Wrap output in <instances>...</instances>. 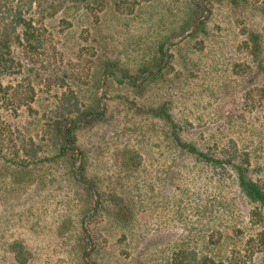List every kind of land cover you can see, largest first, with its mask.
<instances>
[{"label":"trees","instance_id":"16d2710c","mask_svg":"<svg viewBox=\"0 0 264 264\" xmlns=\"http://www.w3.org/2000/svg\"><path fill=\"white\" fill-rule=\"evenodd\" d=\"M212 1L228 8L235 21L245 16L249 6V0ZM254 8L264 15V7ZM106 13L108 17H105ZM201 14L199 0H0V160L25 171L59 163L63 179L71 188H76H73L72 197L81 202L80 212L85 213L97 204L91 218L105 215L107 222L126 227L134 218L135 204L139 212L144 210L141 198H132L117 185L121 186L122 181L127 184V177L133 180L144 169L149 174L144 160L157 153L150 138L158 135L155 131L158 129L167 153L178 152L181 160L190 158L201 168H206V178L215 190L198 205V209L200 215L210 219L208 238L221 239L228 245L222 255L172 249L164 264H264V112L260 117L263 130L256 140L249 132L246 139H239V144L237 139H227L202 148L184 138L182 132L188 128L173 118L169 97L144 103L124 91V88H130L131 93L141 95L149 83L175 84L184 79V73L173 70L171 53H168L166 64L152 71L140 84L109 76L111 80L105 81L104 111L87 123L70 124L66 128L68 139L80 151L78 172L91 182L98 200L89 186L75 176L74 149L62 136L65 120H76L98 110L99 84L106 67L112 65L131 79H138L144 70L162 61L165 40L181 34ZM119 15L122 16L121 23L128 19L144 22L143 31L131 41L135 44L133 49L138 51L136 61L124 63L107 54L114 47L115 36L105 27L115 24ZM209 16L199 19L183 41L170 43L168 49L205 36ZM56 18L65 33L59 35L56 30H51ZM67 25H82L79 34L83 31L85 35L93 34L86 56L79 57L81 52L76 48L74 28ZM239 32L243 36L236 45H241L248 61L235 66L244 69L246 77L257 79V84L246 91L245 99L255 93L261 99L258 102L263 110V33L244 25L239 27ZM68 37L73 47L65 44ZM65 49L73 57H67L64 62L46 60L56 53L62 55ZM184 60L182 65L186 68ZM170 68L173 70L171 76L166 77ZM113 85L117 87L113 88ZM245 99L243 109L248 112L250 102ZM105 151L112 159L108 170L103 169L98 157ZM187 183V176L182 175L175 186L182 189ZM134 184L138 183L134 181ZM223 187H228L224 194L218 191ZM72 197H68L71 206L75 204ZM237 200L244 206V215L233 219ZM219 208L224 218L217 214ZM227 215L232 216V222L226 219ZM74 237L78 252L76 264H85L80 257L87 246L84 230L78 227ZM13 253L14 258L18 257V253ZM110 256L115 264H126L119 263L120 251ZM88 258L91 264H113L109 258H104L96 242Z\"/></svg>","mask_w":264,"mask_h":264},{"label":"rangeland","instance_id":"374dc122","mask_svg":"<svg viewBox=\"0 0 264 264\" xmlns=\"http://www.w3.org/2000/svg\"><path fill=\"white\" fill-rule=\"evenodd\" d=\"M199 1L201 5V0ZM201 7L202 14L199 19L210 15L206 21L208 33L199 40L193 38L187 43H182L178 48L173 45L168 49L170 43L183 41L193 27L181 39L167 45V54L171 53L173 70L184 73L185 78L175 84H165V81L149 83L148 88L141 95L131 93L130 88H124V91L129 97L144 103H154L161 98L169 97L172 101L170 109L173 118L185 123L188 128L187 131L182 132L183 137L196 142L202 148L214 141L227 139H237L239 144V139H246L249 132L253 133L250 136L255 137L256 140L263 130L260 117L264 109L261 110L258 102L261 99L255 93L245 99L246 91L257 84V79L246 77L244 69L236 68V63L248 61V56L239 47L241 45L238 46L236 43L243 36L238 33L241 25L258 29L263 33L264 39V15L254 8L264 7V0H249L245 16L240 21L233 20L234 17L228 8L212 0H204V7L202 5ZM120 15L115 24L110 23L105 27L108 33L115 36L114 47L110 48L107 54L129 63L138 58V51L133 49L135 44L131 41L133 36L143 31L144 22L128 19L125 23H121ZM105 17H108V13ZM199 19L194 23L196 24ZM57 20L56 18L53 21V26L50 28L60 35L65 33V28L60 29L61 24ZM191 25L181 34L169 38H177ZM67 27L74 28L76 48L81 52L79 57L86 56L90 51L89 43L94 39L93 34L85 35L84 31L79 34L80 29L84 27L82 25H67ZM65 44L73 47L70 37L66 39ZM108 46L110 47V44ZM67 57L73 55L65 49L62 55L56 53L46 60L64 62ZM183 60L186 68L182 65ZM108 67H113L114 70L106 73L104 86L101 89L102 74ZM108 67L101 74L98 110L101 107V92H103L104 109L106 107V79L110 81L111 76L121 78L123 75L121 69L112 65ZM173 70L168 69L165 76L170 77ZM144 71L136 80L128 77L125 72L129 80L121 79L136 83L142 78L136 83L140 84L152 72L143 76ZM115 87L117 85H113V88ZM244 99L250 102L251 110L248 112L243 109ZM155 131L158 135L150 138V141L156 145L154 147L158 149L157 153L154 157L144 160V167L149 174H146L147 171L144 169L142 174L133 180L132 177H127L128 185L123 181L121 186L117 185L127 195H132V198H141L140 203L144 210L139 212L135 204L134 218L126 227L107 222L105 215L91 218L97 209V204L85 213L80 212L78 208L81 202L79 200L76 202L72 197L76 188L74 186L71 188L67 180L63 179L60 173L62 167L59 163L25 171L0 160V264H76L78 252L75 250L74 232L78 227L84 230L87 240L86 249L80 256L85 264H91L88 255L93 249L94 242L98 243L104 258H109L113 264L115 261L110 255L119 251L123 258L119 263L126 262V264H164L166 256L172 249L222 255L227 250V243L221 239L213 241V238H208L210 219L200 215L198 209V205L204 199H208L215 190L210 186L213 183L206 178L208 175L206 168H201L190 158L181 160L182 157L180 158L178 152L167 153L168 150L164 149V140H161L158 129ZM77 149L79 151L78 147ZM79 157L77 173L87 184L86 180H89L78 172ZM98 157L103 169L108 170L112 163L109 153L105 151ZM73 163L74 170L75 150ZM182 175L187 176L188 183L180 189L175 186V182ZM134 181L138 184H134ZM92 188L97 199L90 188L93 197L98 200V194L93 186ZM227 189L228 187H223L218 191L224 194ZM68 197L73 198L75 203L73 206L70 205ZM234 209L232 216H236L233 219H240L244 215V206L239 205L237 200ZM217 214L224 218L220 208ZM232 216L227 215L226 219L232 222ZM92 232H94L93 237L90 236ZM122 234L124 238H121ZM231 240L234 241V238ZM13 252L18 253V257L14 258Z\"/></svg>","mask_w":264,"mask_h":264},{"label":"water","instance_id":"95a60500","mask_svg":"<svg viewBox=\"0 0 264 264\" xmlns=\"http://www.w3.org/2000/svg\"><path fill=\"white\" fill-rule=\"evenodd\" d=\"M201 5L204 7V0H201ZM195 23L192 24L182 35L178 36L177 38H169L165 41L164 43V46H163V60L161 61V63L157 64V65H154V66H151L149 67L147 70L144 71V75L143 76H146L148 73H150L151 71H154V70H157L159 68H161L163 65H165L167 59H168V54H167V45L168 43L170 42H175L179 39H181L183 36H185L193 27H194ZM110 70H114L113 67H108L105 72L102 74V80H101V89H103V86H104V79H105V76H106V73L109 72ZM121 74H123L121 76V78H124V79H127L129 80L128 78H126L125 76V73L121 72ZM142 80V78H140L138 81H136V83H139L140 81ZM101 94V107L98 111H96L95 113L93 114H90L86 117H83L81 119H78V120H71V119H67L63 125H62V129H61V132H62V136H63V139L64 141L71 147L74 148L75 150V167H74V173L76 175V177H79L78 173H77V160H78V157H79V151L77 149V147H75L71 142L70 140L68 139L67 137V134H66V127L69 125V124H80V123H85L95 117H97L104 109V101H103V92L100 93ZM80 178V177H79ZM87 184L90 186L91 190L93 191V194L95 196V198L97 199V195L95 193V191L93 190L91 184L89 181H87ZM88 238V236H87ZM86 262V261H85ZM87 263V262H86Z\"/></svg>","mask_w":264,"mask_h":264}]
</instances>
